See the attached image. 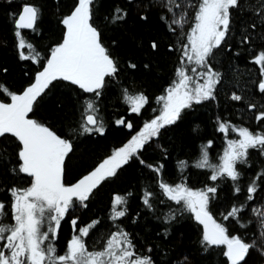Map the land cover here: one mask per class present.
I'll list each match as a JSON object with an SVG mask.
<instances>
[{
	"label": "snow or ice",
	"instance_id": "1",
	"mask_svg": "<svg viewBox=\"0 0 264 264\" xmlns=\"http://www.w3.org/2000/svg\"><path fill=\"white\" fill-rule=\"evenodd\" d=\"M4 2L12 4L14 0ZM127 3L134 4L135 0H127ZM140 6L143 9L139 16L141 20L147 21V12L156 10L162 24L176 38L175 43L167 49L169 52H179L175 78L164 89V94L156 98L157 103L162 105L159 115L146 121L127 143L115 149L74 183L67 182L68 162L71 160L70 154L74 153L71 139L57 134L29 114L34 113L40 100L48 95L53 82H67L88 94L81 103L79 135L105 134L99 100L108 85L119 78L120 67L104 44L103 33L95 23L96 0H77L71 13L60 21L64 27L62 40L49 49L46 57L21 32L28 29L38 34L41 9L35 4L23 3L18 13H12L19 59L31 61L39 70L34 81L20 93L0 82V97L8 98L7 102L0 99V166L10 167L13 175L23 174L30 178L28 187L12 186L7 190L12 197L14 224L0 222V264H155L150 255L140 254L130 234L119 225H116L117 230L111 233L102 249L90 250L86 238L99 221L93 220L78 227L79 217L75 213L79 209H87L89 201L104 182L117 177L119 170L130 161L136 159L145 164L141 152L147 151L146 146L151 147V142L161 135V129L175 124L185 109L218 100L223 88V74L214 68L213 62L225 51L232 52L228 41L235 35L233 26L236 18L243 22L239 26V43L241 47L250 46L247 49L252 52L250 63L259 67L262 77L258 82V91L264 94V46H260L259 51L251 47L253 34L258 30L260 38L264 39V0H258V6L254 0H185L183 3L181 0H148L147 4ZM189 9H194V12L190 13ZM128 14L126 9L116 7L110 20L116 24L125 21ZM186 25L190 26L186 28ZM150 49L158 53L159 43L153 40ZM234 55L239 56L240 52ZM128 66L131 69L137 67L134 63ZM144 67L149 65L145 64ZM7 71V68L3 69L4 73ZM229 99L245 101L247 110L254 113L257 124L264 126V103L257 104L236 91L231 93ZM122 102L128 106L131 114L141 116L150 104V98L143 92L132 94L124 88ZM115 124L133 129V123L123 117L117 119ZM216 130L224 135L226 142L218 163L210 161L212 140L201 146L200 155L194 162L178 161L181 172L189 167L209 171L208 180L213 183L203 189L193 190L186 182L169 184L162 176L163 164H146V167L156 174L160 192L166 198L159 202L165 204L171 201L179 206L164 217L165 223L175 220L176 212L191 213L195 221L203 226L200 243L205 252L223 246L222 254L227 264H248L253 252L264 257V231L260 230L264 229V209L251 208L259 220V229L258 236L249 241L241 235H231L228 227L217 222L210 204L216 197L221 181H231L234 194L241 192V171L237 166L248 163L250 149L264 155V132L237 127L229 121H221L219 117ZM71 131L75 133L77 129L72 128ZM230 133H235L239 139L228 138ZM258 190H264V172L257 174L248 184L246 201H254ZM131 195L130 192L126 196L113 195L110 219L117 221L126 217L127 196ZM153 200L154 193L144 191L142 203L150 211H154ZM5 208L6 205L0 202V221L6 215ZM247 208V203L233 205L223 214V219L231 218L241 228H247L248 223L243 222L242 215ZM66 217L70 218L75 234L64 254H58L55 241L61 221ZM146 250L148 253L153 251L152 247ZM187 260L185 256L178 264H184Z\"/></svg>",
	"mask_w": 264,
	"mask_h": 264
},
{
	"label": "trees",
	"instance_id": "2",
	"mask_svg": "<svg viewBox=\"0 0 264 264\" xmlns=\"http://www.w3.org/2000/svg\"><path fill=\"white\" fill-rule=\"evenodd\" d=\"M76 2L77 0H14V3L7 4L0 0V82L7 84L10 90L20 93L34 81L39 70L31 61L19 59L12 13H18L23 3L35 4L41 9L38 34L31 30L21 32L24 38L46 57L49 49L62 40L64 27L60 21L71 13ZM254 2L258 6V0ZM147 3L148 0H135L131 5L127 0H96L95 23L103 33L104 44L120 67L119 78L108 85L105 94L99 100L100 115L105 126L103 136L95 133L79 135L81 103L88 94L82 93L67 82H53L48 95L40 100L34 113L29 114L31 118L49 126L57 134L71 139L74 153L70 154L71 160L68 162V183H74L86 175L161 110L156 98L164 94V89L175 78L174 71L179 66V52L167 50L170 44L175 43L176 38L167 31L156 10L147 12L149 17L147 21L139 18L143 11L140 5ZM116 7L126 9L129 14L125 21L113 24L110 17ZM189 12H194V9H189ZM105 17L109 19L106 20ZM242 23L236 18V24L233 26L236 30L235 35L228 41L232 52L225 51L213 62L214 68L223 74V88L218 100L194 105L190 110L185 109L175 124L161 129V135L151 142V147L146 146L147 151L141 152L145 164L136 159L130 161L119 170L117 177L104 182L89 201L87 209H79L75 213V216L79 217L78 227H83L93 220L99 221L86 238L90 250L102 249L111 233L117 230L116 225H119L130 234L140 254L150 255L155 264H178L185 256L188 260L184 261V264H227L222 254L223 246L210 248L207 252L201 248L203 226L195 221L191 213L176 212L175 220L170 223L164 222V217L179 206L171 201L165 204L159 202L166 198L160 192L156 174L146 167V164H163L162 176L169 184L186 182L193 190H200L213 183L208 180L209 171L189 167L181 172L178 161L194 162L200 155L201 146L212 140L213 146L209 149L210 161L219 162L226 142L224 135L216 130L217 117L237 127L264 132V126L257 124L253 118L254 113L247 110L245 101L234 102L229 99L231 93L236 91L257 104L264 103V94L258 91V82L262 79L260 69L250 63L252 52L247 50L250 46L241 47L239 43L241 38L239 26ZM189 26L186 25V28ZM153 40L160 45L158 53H153L150 49ZM260 46H264V39L260 38L258 30L253 34L251 47L254 51H259ZM237 51L240 52L239 56L234 55ZM129 63L136 64V69H131ZM145 64L149 67L145 68ZM4 68L8 69L7 73L3 72ZM124 88L132 94L143 92L150 98V104L146 106L141 116L131 114L128 106L122 102ZM0 99L8 101L6 96ZM121 117L133 123L132 130L115 124ZM72 128H76L77 132L73 133ZM228 138L238 137L235 133H230ZM249 154L248 163L237 166L241 171L239 181L241 192L234 194V185L231 181L219 182L218 192L210 208L217 222L228 227L231 235H241L251 241L258 236L259 229V220L251 212V208L264 209V190H258L257 198L248 202L246 189L257 174L264 172V155L253 149L249 150ZM29 180L30 178L23 174L13 175L10 167L0 166V202L6 205V215L0 222L9 225L11 223L12 197L7 190L12 186L25 188ZM144 191L154 193V211L144 207L142 203ZM129 192L132 195L127 196L126 217L113 221L110 219L113 195L126 196ZM242 203L248 204V208L242 214L243 222L248 223L247 228H241L231 218L223 219V214L233 205L238 206ZM134 219L135 223L132 222ZM73 233L70 220L66 217L61 221L55 241L58 253L65 250L66 242ZM148 247H152L151 253L147 252ZM263 261L264 257L253 252L248 264H259Z\"/></svg>",
	"mask_w": 264,
	"mask_h": 264
},
{
	"label": "rangeland",
	"instance_id": "3",
	"mask_svg": "<svg viewBox=\"0 0 264 264\" xmlns=\"http://www.w3.org/2000/svg\"><path fill=\"white\" fill-rule=\"evenodd\" d=\"M189 67H191V65H189ZM160 109L162 110V105H161V104H160ZM161 110H160V111H161ZM160 111H159V113H160ZM159 113H158V115H159ZM141 128H142V127H141ZM141 128H140V129H141ZM140 129H139V130H140ZM139 130H138V131H139ZM133 135H134V134H133ZM133 135H132V136H133ZM132 136H131V137H132ZM131 137H130L129 139H131ZM237 137H238V136H237ZM129 139H128V140H129ZM236 139H239V137L236 138ZM128 140H127L125 143H127ZM125 143H124V144H125ZM124 144H123V145H124ZM123 145H121V146H123ZM121 146H119V147H121ZM225 147H226V145L224 146L223 149H225ZM113 151H114V150H113ZM113 151H112V152H113ZM223 151H224V150H223ZM112 152L110 153V155L112 154ZM222 153H223V152H222ZM222 153H221V155H222ZM110 155H108V156H110ZM106 158H107V157H106ZM106 158H104V159H106ZM104 159H103V160H104ZM103 160H102V161H103ZM102 161H100L99 163H101ZM99 163H98V164H99ZM89 172H90V171H89ZM87 174H88V173H87ZM11 213H12V209H11ZM10 224H14V220H13V219H12V221H11ZM45 243H47V241H46Z\"/></svg>",
	"mask_w": 264,
	"mask_h": 264
},
{
	"label": "flooded vegetation",
	"instance_id": "4",
	"mask_svg": "<svg viewBox=\"0 0 264 264\" xmlns=\"http://www.w3.org/2000/svg\"><path fill=\"white\" fill-rule=\"evenodd\" d=\"M28 186H29V184H28ZM27 186V187H28ZM26 188V187H25ZM11 202H12V200H11ZM69 218V217H68ZM69 220H70V218H69ZM11 221H12V215H11ZM72 229H73V227H72ZM75 233H73L72 234V236L74 235ZM72 238V237H71ZM71 238L68 240V242L71 240ZM68 242H66L67 244H68ZM66 249H67V245H66V247H65V250L63 251V252H61V253H58V254H64V252L66 251Z\"/></svg>",
	"mask_w": 264,
	"mask_h": 264
},
{
	"label": "water",
	"instance_id": "5",
	"mask_svg": "<svg viewBox=\"0 0 264 264\" xmlns=\"http://www.w3.org/2000/svg\"><path fill=\"white\" fill-rule=\"evenodd\" d=\"M26 30H28V29H24V30H21V31H26ZM259 264H264V261H263V262H261V263H259Z\"/></svg>",
	"mask_w": 264,
	"mask_h": 264
}]
</instances>
